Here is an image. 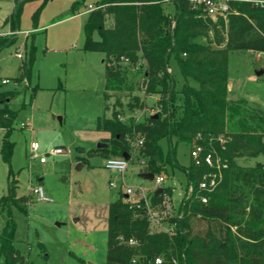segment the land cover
<instances>
[{
  "label": "trees",
  "instance_id": "obj_1",
  "mask_svg": "<svg viewBox=\"0 0 264 264\" xmlns=\"http://www.w3.org/2000/svg\"><path fill=\"white\" fill-rule=\"evenodd\" d=\"M12 1V12L4 24L15 34L23 5L30 0ZM47 1L42 0L40 7ZM84 1L72 3L73 15L79 14ZM94 6L83 25L82 50L104 56L105 100L115 95L119 101L118 95L139 86L140 82H133L139 77L145 84V97L159 96L158 111L139 121H117L114 111L112 118L98 120L97 129L110 134V143L102 149L107 158L123 154L132 158L134 140L142 139L136 154L144 165L139 174L167 175L166 166L170 165L179 168L186 183L194 188L208 169L192 161L187 167L179 166L172 140L190 149L195 142L204 153H216L226 165L219 186L208 195L206 204L187 200L174 236L150 234L147 218L129 210L123 195H119L109 204L105 264H132L135 257V264H154L156 257L163 259L162 264H264V166L243 167L237 163L240 158L264 154V110L230 97L227 69L230 51L264 53V8L230 1V12L213 21L202 6H193L188 0H97ZM39 9L33 15L34 26ZM108 18L110 26L106 25ZM219 25L225 29L222 48ZM12 43L10 37H0V51ZM33 53L31 49L30 64ZM170 59L181 76L178 89L167 70ZM20 69L25 72L23 66ZM11 96L0 92V129L4 131L0 155L7 165L13 149L9 135L17 114L10 107ZM133 99L129 108H146L144 101ZM105 109H109L107 103ZM161 140L168 144L165 154ZM17 184L9 169L6 193L0 198V212L6 214L0 231L4 264L25 263L14 247L16 223L12 211L27 217L28 199L17 196ZM172 189L164 187L169 194ZM151 199L154 204L159 202L160 194L153 192ZM119 237L134 239L138 244L123 245Z\"/></svg>",
  "mask_w": 264,
  "mask_h": 264
},
{
  "label": "rangeland",
  "instance_id": "obj_2",
  "mask_svg": "<svg viewBox=\"0 0 264 264\" xmlns=\"http://www.w3.org/2000/svg\"><path fill=\"white\" fill-rule=\"evenodd\" d=\"M78 1L81 0H48L42 7V0L27 1L20 14L19 30L12 34L5 30L4 22L12 12L13 1L0 0V37L13 39L0 51V92L12 93L10 107L17 111L9 135L13 143L10 164L4 163L0 155V198L6 193L10 169L18 180L17 194L28 199L27 217L12 211L16 223L14 247L24 256V264H105L109 204L123 193L109 186L117 176L104 168L105 148L97 145H108L110 134L97 129V122L112 118V111L120 122L157 111L156 95L145 97L138 85L118 95L119 101L115 95L105 100L104 56L82 50L83 25L88 16L85 10L97 0H85L77 12L80 14L73 15L71 5ZM38 9L34 26L33 15ZM110 23L108 18L106 25ZM217 30L222 48L224 26L219 25ZM93 39H98L96 33ZM31 49L34 58L30 64ZM17 52L21 59L16 58ZM168 66L178 89L182 80L177 66L172 59ZM227 69L230 97L264 110V53L230 51ZM260 70L263 74L256 77L255 71ZM3 79L8 83L2 85ZM140 81V77L133 80L137 84ZM134 97L144 101L146 108H129ZM21 123L29 127L20 129ZM3 133L0 129V143ZM31 142L39 145L37 157L29 156ZM172 143L177 164L187 167L191 149L176 145L174 140ZM167 145L166 140L160 141L163 154ZM53 148H62L65 153L40 163L39 157ZM136 154L128 163L124 181L150 187L151 182L138 177L144 165ZM237 163L243 167L264 166V154L240 158ZM173 168L166 166L164 187L172 186L176 196L184 190L186 180L179 168ZM37 186L42 187L50 202L38 201L29 190ZM5 221L6 214L0 212V231ZM0 264H4L2 257Z\"/></svg>",
  "mask_w": 264,
  "mask_h": 264
},
{
  "label": "built area",
  "instance_id": "obj_3",
  "mask_svg": "<svg viewBox=\"0 0 264 264\" xmlns=\"http://www.w3.org/2000/svg\"><path fill=\"white\" fill-rule=\"evenodd\" d=\"M193 6H202L205 15L211 19L222 17L224 18L229 12V2L235 0H188ZM243 2H250L257 7L264 8V0H236ZM96 7L89 5L87 6L86 12L94 10ZM27 34V32H26ZM16 58L21 59V54L16 53ZM170 72L169 69H167ZM8 80H2L1 84H7ZM139 88L144 92L145 84L140 81ZM147 97V96H146ZM157 102L159 96L155 97ZM155 99V100H156ZM147 110V109H146ZM158 111V109H157ZM156 111V112H157ZM148 112V111H146ZM149 115H153L152 111H149ZM144 114V113H143ZM133 117L135 121H139L143 116ZM29 124L21 123L19 125L20 129H26ZM31 130V129H30ZM199 138V136L197 137ZM143 145L142 139L134 140L133 148L136 152ZM29 156L37 157L39 145L36 142H31L29 144ZM65 151L62 148H53L47 151V153L39 157V162L44 163L47 157H56L58 155L64 154ZM136 153H132V156ZM191 161L195 166H204L208 169L201 179L198 181L197 186L186 183L183 191H179L176 196H174V188L172 193L164 191L165 179L164 174L153 175V180L150 181L152 185L148 186H132L128 185L124 181V176L128 168V163L131 158L124 159L123 157H110L105 159L104 168L111 173H114L117 178L109 182V186L112 189L119 188L121 193H123V198L128 205L129 210L139 211L142 213L149 222V233H164L168 236H174L176 233L177 221L181 220L183 217V208L190 198L206 204L208 201V195L213 193L219 186L222 180V170L226 169V165L221 162L220 158L213 152L204 153V149L199 145H194L189 152ZM143 164V160H140ZM170 186V185H168ZM167 187V186H165ZM171 187V186H170ZM161 189L160 201L157 203H152L151 195ZM30 191L37 196L38 201L50 202L51 200L46 198L42 187L37 186L35 188H30ZM126 197V198H125ZM119 242L123 245L135 247L137 246V241L134 239H129L125 241L122 237L118 238ZM132 264L136 263V257L131 260ZM163 259L161 257L154 258V264H162Z\"/></svg>",
  "mask_w": 264,
  "mask_h": 264
},
{
  "label": "water",
  "instance_id": "obj_4",
  "mask_svg": "<svg viewBox=\"0 0 264 264\" xmlns=\"http://www.w3.org/2000/svg\"><path fill=\"white\" fill-rule=\"evenodd\" d=\"M263 74V71H255V76L256 77H259L260 75H262ZM154 117H157V115H154ZM60 120V119H59ZM193 145H194V142H193ZM106 144H98L97 145V147L98 148H106ZM124 159H128L127 158V156H126V154H123V156H122ZM80 166V165H79ZM138 177L139 178H141V179H143V180H146V181H152L153 180V174H151V173H142V174H138ZM161 189H158L157 191H156V193L157 194H159V193H161ZM126 198V197H125Z\"/></svg>",
  "mask_w": 264,
  "mask_h": 264
},
{
  "label": "crops",
  "instance_id": "obj_5",
  "mask_svg": "<svg viewBox=\"0 0 264 264\" xmlns=\"http://www.w3.org/2000/svg\"><path fill=\"white\" fill-rule=\"evenodd\" d=\"M12 7H13V4H12ZM85 12H86V10H85ZM86 13H88V12H86ZM80 14V13H79ZM74 15H77V14H74ZM109 25H111V23L109 24ZM6 31H9V28H8V26H7V29H5ZM28 33V32H27ZM3 80H7V79H3ZM2 81V80H1ZM229 82V81H228ZM4 85V84H3ZM229 86V85H228ZM228 89H229V87H228ZM229 90H231V89H229ZM17 179V178H16ZM18 181V180H17ZM41 180H39V182H40ZM18 195V194H17ZM18 197H25V196H19L18 195Z\"/></svg>",
  "mask_w": 264,
  "mask_h": 264
}]
</instances>
